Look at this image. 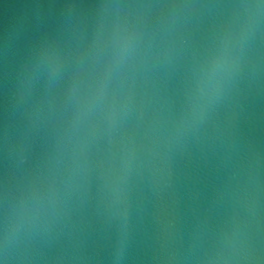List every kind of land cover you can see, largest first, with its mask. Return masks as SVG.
<instances>
[{
	"label": "water",
	"instance_id": "water-1",
	"mask_svg": "<svg viewBox=\"0 0 264 264\" xmlns=\"http://www.w3.org/2000/svg\"><path fill=\"white\" fill-rule=\"evenodd\" d=\"M0 264H264V0H22Z\"/></svg>",
	"mask_w": 264,
	"mask_h": 264
}]
</instances>
